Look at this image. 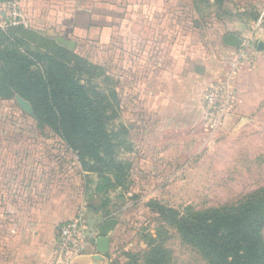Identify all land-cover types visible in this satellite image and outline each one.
Segmentation results:
<instances>
[{"label":"rangeland","instance_id":"rangeland-1","mask_svg":"<svg viewBox=\"0 0 264 264\" xmlns=\"http://www.w3.org/2000/svg\"><path fill=\"white\" fill-rule=\"evenodd\" d=\"M77 1L75 8L80 10V15L76 23L86 32V38L76 37L79 48L77 46L74 51L61 52L54 48L55 39L59 36L58 29L49 22L46 24L47 21L39 24L34 17L32 20L35 25L27 29L11 27L2 32L8 38L6 43L14 40L21 42L19 48L22 52L34 50L58 54L70 67L81 61L84 83L91 89L95 86L96 91L106 97L103 104L108 106L107 114L111 117L107 129L117 145L116 160L132 165V170L128 171L122 185L95 195L93 187L101 182L98 175L95 173L96 176L92 177V172L84 168L78 155L52 127L39 121L34 110L29 114L19 105L17 97L21 96L8 97L4 92L6 90L0 89V181L5 184L7 198L14 191V170L22 174L27 170L25 178L28 183L35 178L31 172L41 169V178L42 175L54 181L60 178L64 183V193L69 192L68 198L74 196V200L80 202L79 216L74 219H83V212L88 211L89 214L93 207L104 213L108 211L119 220L110 253L112 264H128L134 255H139L138 264H143V255L148 251L145 237L151 235L160 242V236L164 238L163 230L169 231L166 247L172 252V264H209L198 249L183 240L176 228L146 205L157 202L176 210L180 215L188 213V209L203 211L239 206L257 190L264 188V121L251 124L252 136L248 145H244L245 142L234 135L228 137L220 134L214 147L205 149L204 146L201 148L205 137H200L192 153L183 155L185 158L179 155L176 160L172 159L169 147L183 137H169L166 128L157 127L152 132L153 122L149 120L144 124L142 107L135 93L137 74L132 71L137 64V55L146 49V45L134 38V51L127 54L122 50L118 32H115L112 39L104 38L101 41L106 44V50L103 45V49L92 50L87 31L93 26L89 17L92 18L93 0ZM98 1L93 5L98 8V13L104 15L109 13L105 10L111 11L110 8L104 9ZM222 1L173 0L170 3L172 8L166 10L165 14L168 16L171 12V15L177 16L178 25L171 26L170 30L175 34L187 32L196 35L198 43L205 49L216 52L223 49L222 35L232 31H236L239 36L254 32L255 26L252 28L250 25L264 14V0ZM114 3L113 13H109L113 18L108 17L107 23L112 20L115 31L131 29L132 25L135 27L134 33L140 28L147 29L146 24L128 22L127 18L136 22L137 14L135 11L126 12L129 9L125 0ZM128 6L130 10L135 9L131 0ZM175 6L179 7L174 9ZM95 18L104 21L93 29L102 28L103 31L110 28L111 24L107 25L103 16ZM230 21L235 25H226ZM256 30L260 32L258 40L264 44V23ZM35 68L45 72L44 65ZM19 147L22 148L20 150L24 147L34 148L37 152L15 153ZM158 148H165V151L160 152ZM40 156L45 157L44 160ZM24 187L21 180L20 188Z\"/></svg>","mask_w":264,"mask_h":264},{"label":"crops","instance_id":"crops-1","mask_svg":"<svg viewBox=\"0 0 264 264\" xmlns=\"http://www.w3.org/2000/svg\"><path fill=\"white\" fill-rule=\"evenodd\" d=\"M114 1L117 0H104L103 3L99 0L98 2L103 5L104 9L110 8L111 11H105L111 14L116 4ZM140 1L131 0L136 10H130L129 0H125L126 7L129 9L126 12L135 11L134 13L137 14L136 22L128 18L127 20L135 24H146L147 29L140 28L134 33L135 27L132 25L131 29L115 31L112 28V20H110L111 23H107L108 17L113 18L112 15L98 13V8L93 6L96 0L92 1V18L89 16L93 26L89 25L91 27L88 29L90 31L92 28V32L98 35L99 44L103 46L106 45L101 42L104 38L109 39L115 32H118L117 36L122 40V50L127 54L134 51V38L146 45V49L144 48L137 55V64L132 71L137 74L135 93L138 104L142 107L141 114L144 124L151 120L153 122L152 132L157 127L166 128L169 137L184 138L174 141L169 147V156L174 160L179 155L185 158L183 155L192 153L198 144L196 141L201 140L200 137H205L203 138L204 144L201 145V148L204 146L205 149L214 147L220 134L228 137L234 135L242 142L244 141V145H248L252 136L251 124L259 120L264 121V51L258 49V43L261 40H258L260 32L256 30L259 18L251 22L250 27L255 26L254 32H246L247 34L239 36L236 31L234 33L232 31L221 37L222 42L223 38L229 34L237 35L242 42L250 40L256 54L251 60L243 62L241 69L236 72L233 83L237 91L235 107L227 116L223 127L212 134L208 132L204 120V95L210 86L225 79L230 73L242 42L238 48L226 46L223 42L222 51H208L201 43H198L199 39L196 35L187 34V32L175 34L173 30H170L171 26L178 25L177 16L171 15V12L168 16L165 14L166 10L172 8L170 3L173 0H163L161 6L155 7L153 12L155 28L150 26ZM12 3L19 6L20 11L29 19L31 26L35 25L32 20L34 17L39 24L47 21L46 24L49 22L56 27L59 34L55 39L56 43L58 37H64L74 41L76 48L77 46L79 48L75 40L76 35H83V38H86V32L82 31L76 23L80 15V10L75 8L78 4L77 0L0 2V31L5 29L3 21L10 13L9 7ZM33 3L38 4L36 9H31ZM176 7L179 6H175L174 9ZM223 9L226 8L223 7ZM194 10L198 14L195 8ZM102 16L107 25L111 24L110 28L107 27L109 29L103 31L102 28L93 29L104 21L100 20L102 18L96 19L95 17ZM226 25L234 26L235 23L230 21ZM137 33L142 34L137 35ZM126 42L129 51L125 49ZM155 43L159 45L160 55L156 54ZM104 48L107 49L106 46ZM20 149L22 148H16L15 153L28 154L35 151L34 148L27 147ZM158 149L160 152L165 151V148ZM25 157L27 158V155ZM44 158L40 156V159L44 160ZM27 175V170L24 174L14 170L12 173L14 191L9 194L8 198L5 184L0 181V264H51L60 225L79 216L80 202L74 200V196L71 199L68 198L69 192L64 193V183L60 178L55 181L44 175L41 178V169H39V171L31 172L35 178L27 183L25 178ZM94 176L96 174L92 172V177ZM21 180L25 186L23 189L20 188ZM93 189V193L98 195L97 186ZM76 199L78 200V197ZM90 210L92 211L89 214L88 211L83 212L82 217L86 219L81 220L88 232L97 234L100 226L113 217L108 211L104 213L93 207ZM118 225L110 234L109 254L98 255L96 244L90 241L87 254L78 258L74 264H112L110 253ZM97 256L100 257L97 258Z\"/></svg>","mask_w":264,"mask_h":264},{"label":"trees","instance_id":"trees-1","mask_svg":"<svg viewBox=\"0 0 264 264\" xmlns=\"http://www.w3.org/2000/svg\"><path fill=\"white\" fill-rule=\"evenodd\" d=\"M140 2L150 26L155 28L153 12L163 0ZM37 7L38 4L33 3L31 9ZM88 33L92 50L103 49L98 35L92 30ZM6 41L8 38L0 31V89L6 90L8 97L19 95L32 104L39 121L64 139L87 171L98 175L99 193L122 185L132 165L116 160L117 145L107 129L111 117L107 114L108 106L103 104L106 97L97 92L95 86L91 89L84 83L81 61L70 67L58 54L22 52L21 42ZM154 46L156 54L160 55L159 45ZM54 48L61 52L72 51L56 41ZM125 49H128L127 42ZM39 65H44L45 72L35 68ZM147 207L176 228L183 240L198 249L209 264H264V188L232 209H188V213L180 215L157 202H150ZM162 233L164 238L160 236V242L154 236L145 237L148 251L143 255V264L173 263L172 252L166 247L169 231ZM140 258L131 256L128 264H138Z\"/></svg>","mask_w":264,"mask_h":264},{"label":"built area","instance_id":"built-area-1","mask_svg":"<svg viewBox=\"0 0 264 264\" xmlns=\"http://www.w3.org/2000/svg\"><path fill=\"white\" fill-rule=\"evenodd\" d=\"M10 13L4 19L5 28L30 26L29 19L20 11L17 4H11ZM264 23V14L257 22V28ZM262 30V29H261ZM256 51L250 40H244L240 52L232 64L227 77L210 86L204 95V120L208 132L214 134L220 130L227 118L233 111L236 103L237 91L233 86L236 72L242 67L243 62L254 58ZM97 237V234L88 232L81 219H74L63 223L58 230L57 245L51 264H74V262L87 254L88 243Z\"/></svg>","mask_w":264,"mask_h":264},{"label":"water","instance_id":"water-1","mask_svg":"<svg viewBox=\"0 0 264 264\" xmlns=\"http://www.w3.org/2000/svg\"><path fill=\"white\" fill-rule=\"evenodd\" d=\"M14 0H0L2 3L13 2ZM223 42L226 46H230L233 48H238L241 45L242 40L235 34H229L223 38ZM57 43L61 46H64L67 49L75 50L76 43L71 40H67L64 37H58ZM258 49L260 51H264V44L262 41L258 43ZM17 101L19 105L29 114L33 113L32 106L29 102L24 100L21 97H17ZM119 221L116 218L109 219L105 221L99 228L97 237L92 239L91 241L94 242L97 246L98 255H107L110 252V245H111V237L110 234L116 228ZM100 256H97V258Z\"/></svg>","mask_w":264,"mask_h":264}]
</instances>
